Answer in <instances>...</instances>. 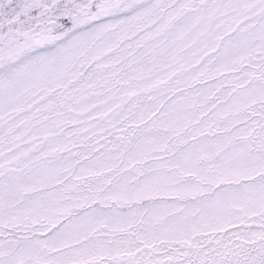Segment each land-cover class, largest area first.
I'll return each instance as SVG.
<instances>
[{
  "label": "snow or ice",
  "instance_id": "snow-or-ice-1",
  "mask_svg": "<svg viewBox=\"0 0 264 264\" xmlns=\"http://www.w3.org/2000/svg\"><path fill=\"white\" fill-rule=\"evenodd\" d=\"M0 264H264V0H0Z\"/></svg>",
  "mask_w": 264,
  "mask_h": 264
}]
</instances>
